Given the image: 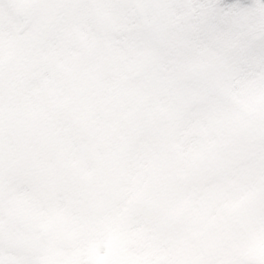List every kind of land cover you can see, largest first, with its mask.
Wrapping results in <instances>:
<instances>
[{
  "label": "snow or ice",
  "instance_id": "6c2138e0",
  "mask_svg": "<svg viewBox=\"0 0 264 264\" xmlns=\"http://www.w3.org/2000/svg\"><path fill=\"white\" fill-rule=\"evenodd\" d=\"M0 264H264V0H0Z\"/></svg>",
  "mask_w": 264,
  "mask_h": 264
}]
</instances>
